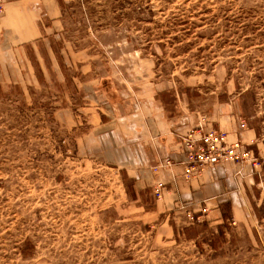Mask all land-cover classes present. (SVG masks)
<instances>
[{"label":"rangeland","instance_id":"rangeland-1","mask_svg":"<svg viewBox=\"0 0 264 264\" xmlns=\"http://www.w3.org/2000/svg\"><path fill=\"white\" fill-rule=\"evenodd\" d=\"M62 19L25 45V82H0V264H264V0H72ZM112 59L170 110L179 95L249 128L246 219L157 214L124 168L77 152L82 81L120 83Z\"/></svg>","mask_w":264,"mask_h":264},{"label":"crops","instance_id":"crops-1","mask_svg":"<svg viewBox=\"0 0 264 264\" xmlns=\"http://www.w3.org/2000/svg\"><path fill=\"white\" fill-rule=\"evenodd\" d=\"M71 1L0 0L1 83L25 82V71L18 70L20 74L13 71L24 61L25 45L38 41L44 34L62 30L63 5ZM111 62L122 74L123 80L117 85L110 76L113 74L110 68V75L102 83L101 76L94 82L90 81L91 77L82 81L80 92L84 99L82 108L87 112L88 130L77 138V152L124 168L134 181L138 195L150 192L155 201L152 211L157 214L190 210L199 220V216L212 215L218 223L223 212L229 210L234 224L246 219L249 212L245 195L256 178L253 167L226 159L196 175L186 176L185 165L180 161L182 137L201 126L205 130L222 131L227 134L229 143L239 142L250 148L255 137L249 128L242 122H231L226 108L203 115L190 108L188 100L179 95L170 110L164 99L169 91L167 87H160L153 81L145 87L138 85L130 81V74H123L117 60ZM86 66V63L80 65ZM89 66L85 74L95 72L92 62ZM108 85L109 91L105 90ZM67 113L69 111L65 110L62 115ZM212 116L219 119H212ZM216 123L219 125L215 126ZM168 160L173 164L165 165ZM158 188L162 194L160 199L155 196Z\"/></svg>","mask_w":264,"mask_h":264},{"label":"built area","instance_id":"built-area-1","mask_svg":"<svg viewBox=\"0 0 264 264\" xmlns=\"http://www.w3.org/2000/svg\"><path fill=\"white\" fill-rule=\"evenodd\" d=\"M182 159L186 176L196 175L205 168L214 167L226 159H233L238 163L253 162L256 157L252 151L239 142L229 143L227 134L211 128L205 130L202 126L182 137ZM264 162V161H263ZM173 164L166 161L165 165ZM155 196L160 199L161 189L155 190Z\"/></svg>","mask_w":264,"mask_h":264}]
</instances>
